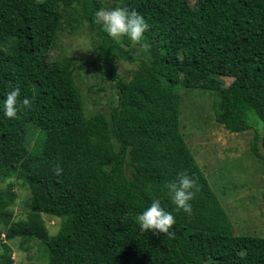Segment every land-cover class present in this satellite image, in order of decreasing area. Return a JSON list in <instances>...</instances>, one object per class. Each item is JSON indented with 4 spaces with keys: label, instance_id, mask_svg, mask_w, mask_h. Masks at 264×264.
Masks as SVG:
<instances>
[{
    "label": "trees",
    "instance_id": "trees-1",
    "mask_svg": "<svg viewBox=\"0 0 264 264\" xmlns=\"http://www.w3.org/2000/svg\"><path fill=\"white\" fill-rule=\"evenodd\" d=\"M114 2L149 25L150 47L136 44L138 58L123 47L132 42L93 23L102 0H0V99L11 85L32 101L16 119L0 112V182L17 172L31 191L19 200L12 184L0 187V264H14L8 242L18 238L38 243L47 264H264V238L235 234L187 144L180 93L212 94L217 123L232 133L254 130L253 151L264 162V0ZM64 21L72 31L89 23L95 61L114 82L108 115L86 114L75 58L49 59ZM117 61L137 69L123 77ZM179 173L196 181L191 213L168 198ZM153 198L175 217L170 235L138 225ZM17 200L27 220L13 221ZM43 215L60 220L55 235Z\"/></svg>",
    "mask_w": 264,
    "mask_h": 264
},
{
    "label": "rangeland",
    "instance_id": "rangeland-1",
    "mask_svg": "<svg viewBox=\"0 0 264 264\" xmlns=\"http://www.w3.org/2000/svg\"><path fill=\"white\" fill-rule=\"evenodd\" d=\"M104 9L117 7L114 0H102ZM76 24L72 31L65 21L59 26L58 40L50 51V61L64 57L75 58L72 75L83 96L85 112L88 116L102 113L108 115L116 101L114 82L104 74V64L96 63L100 49L93 41L89 23ZM119 42L124 38L118 39ZM9 45H7V48ZM131 57L141 56L136 44L123 45ZM5 50V47H2ZM118 73L131 77L137 65L130 61H117ZM227 85L232 81L225 79ZM183 97L181 107V131L193 152L200 168L207 177L212 190L223 204L234 226L236 235L264 238V162L253 151L256 133L249 130L232 133L216 121L215 97L202 90H180ZM30 143L34 144L37 133L33 126ZM261 152L264 153L262 149ZM13 191L19 200L31 196V191L17 172L9 173L0 187ZM14 222L27 220L29 210L18 204L13 206ZM51 235L60 228V220L43 215ZM1 228V227H0ZM6 228L3 227V231ZM0 242L6 243L2 235ZM12 249L14 264H47L40 258L38 243L22 245L21 239L8 242ZM2 251V250H1ZM0 251V254L2 253Z\"/></svg>",
    "mask_w": 264,
    "mask_h": 264
},
{
    "label": "clouds",
    "instance_id": "clouds-1",
    "mask_svg": "<svg viewBox=\"0 0 264 264\" xmlns=\"http://www.w3.org/2000/svg\"><path fill=\"white\" fill-rule=\"evenodd\" d=\"M93 23L99 25L101 31L113 40L126 38L134 44H140L144 49L150 47L144 42L143 37L149 25L143 15L134 9L100 8L94 13ZM31 103L32 101L27 96L21 99L19 86L10 85L0 99V112L8 119H16L20 106L29 108ZM247 116L250 121L261 123L255 113L249 112ZM195 183L196 181L187 173H179L175 180L168 183V198L176 206L177 211L183 210L185 213H191V201L195 198V191L193 190ZM136 218L141 231L153 232L154 234L170 235V229L175 224V217L162 205L158 198H153L150 205L138 213Z\"/></svg>",
    "mask_w": 264,
    "mask_h": 264
}]
</instances>
